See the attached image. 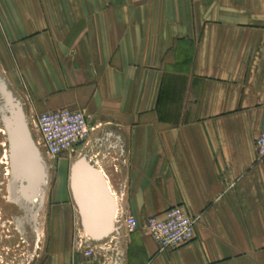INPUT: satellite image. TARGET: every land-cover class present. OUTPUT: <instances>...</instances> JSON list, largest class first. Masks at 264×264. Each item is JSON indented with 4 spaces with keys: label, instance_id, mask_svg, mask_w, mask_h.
Here are the masks:
<instances>
[{
    "label": "crops",
    "instance_id": "0c3cea01",
    "mask_svg": "<svg viewBox=\"0 0 264 264\" xmlns=\"http://www.w3.org/2000/svg\"><path fill=\"white\" fill-rule=\"evenodd\" d=\"M0 70L31 114L86 112L77 154L118 211L198 218L164 252L135 232L125 264H264V0H0ZM105 134L123 151L116 171L93 147ZM74 203L52 213L43 264L74 263Z\"/></svg>",
    "mask_w": 264,
    "mask_h": 264
},
{
    "label": "rangeland",
    "instance_id": "374dc122",
    "mask_svg": "<svg viewBox=\"0 0 264 264\" xmlns=\"http://www.w3.org/2000/svg\"><path fill=\"white\" fill-rule=\"evenodd\" d=\"M17 105L18 98L0 70V264H43L49 255L51 244L56 242L52 213L60 211L62 202L70 201V172L75 163L84 157L77 153L60 159L47 156L36 145L38 140L33 124L35 113L31 114L25 106H21L28 121L33 145L40 152L41 166L46 173L44 184L38 192L41 193L43 189L42 198L24 199L18 192L19 176L11 164L8 134L5 132V121L17 109ZM111 195L115 199L112 192ZM73 207L68 208V212L71 211V226L63 232L64 235L62 233L64 240L69 242L70 250L76 222L82 226L76 204Z\"/></svg>",
    "mask_w": 264,
    "mask_h": 264
},
{
    "label": "built area",
    "instance_id": "2783aa9c",
    "mask_svg": "<svg viewBox=\"0 0 264 264\" xmlns=\"http://www.w3.org/2000/svg\"><path fill=\"white\" fill-rule=\"evenodd\" d=\"M33 117L38 140L36 145L52 158H67L76 154L77 147L88 142L94 130L84 110L59 109L34 114ZM93 147L103 150L97 152V156L107 164L123 155V151L118 149V142L109 134L95 140ZM254 149L257 159H263L264 129L256 138ZM113 152L116 155L111 156ZM110 164L116 171V166ZM197 222L198 218L189 215L181 206H174L158 216L147 217L142 222L116 208L111 231L106 237L96 240L77 221L71 248L73 264H125L126 246L130 236L137 231L150 237L159 252L184 246L194 239Z\"/></svg>",
    "mask_w": 264,
    "mask_h": 264
},
{
    "label": "water",
    "instance_id": "95a60500",
    "mask_svg": "<svg viewBox=\"0 0 264 264\" xmlns=\"http://www.w3.org/2000/svg\"><path fill=\"white\" fill-rule=\"evenodd\" d=\"M18 119L15 130L9 133L7 143L12 166L20 175L18 192L24 199L31 200L44 183L45 174L21 116ZM16 135L20 143L14 142ZM70 186L84 230L96 240L106 237L112 229L115 206L106 191L102 175L82 158L71 169Z\"/></svg>",
    "mask_w": 264,
    "mask_h": 264
},
{
    "label": "bare ground",
    "instance_id": "6f19581e",
    "mask_svg": "<svg viewBox=\"0 0 264 264\" xmlns=\"http://www.w3.org/2000/svg\"><path fill=\"white\" fill-rule=\"evenodd\" d=\"M18 107H17V109L16 110H14L13 112H12V115L9 117V118H7L6 119V121H5V132H6V135L8 134V137H9V133L11 132V131H14L15 130V127L17 126V123H18V116H21V118H22V124H23V126H24V128H25V130L27 131V133H28V135H29V137H30V139H31V142H32V144H33V140H32V135H31V132H30V130H29V126H28V121H27V118H26V116H25V114L22 112L23 110H22V108H21V105L19 104V105H17ZM14 142H17V143H20V139H19V137H18V135H16V140L14 141ZM35 150H36V152H37V154H38V158H39V160L41 159V155H40V152H39V150H37L36 148H35ZM13 156H15V154H13ZM11 157V156H10ZM11 164H12V162H11ZM40 164H41V160H40ZM42 165V164H41ZM13 167V166H12ZM15 170H16V168L15 167H13ZM41 168H42V166H41ZM43 170V169H42ZM11 171V170H10ZM17 171V170H16ZM45 170H43V172H44ZM98 171V170H97ZM18 172V171H17ZM99 172V171H98ZM100 173V172H99ZM44 174H45V176H46V173L44 172ZM101 175V174H100ZM18 176L20 177V175H19V173H18ZM103 177V176H102ZM103 180H104V178H103ZM104 183H105V187H106V191H107V193H108V195L110 196V198L112 199L113 197H112V195H111V190H110V188H109V186L107 185V183L105 182V180H104ZM44 184V183H43ZM42 184V185H43ZM45 187V186H44ZM11 190L12 189H10V192H11ZM43 191V189L41 190V193H39V194H36L37 196H35L34 198H32L33 200H37V199H41L42 197V192ZM39 192V191H38ZM31 199V200H32ZM112 200H114L113 202H114V204H115V210H116V202H115V199H112ZM87 224V223H86ZM88 228H90L89 226H88ZM91 229V228H90Z\"/></svg>",
    "mask_w": 264,
    "mask_h": 264
},
{
    "label": "flooded vegetation",
    "instance_id": "af4514ba",
    "mask_svg": "<svg viewBox=\"0 0 264 264\" xmlns=\"http://www.w3.org/2000/svg\"><path fill=\"white\" fill-rule=\"evenodd\" d=\"M37 196V195H36Z\"/></svg>",
    "mask_w": 264,
    "mask_h": 264
}]
</instances>
